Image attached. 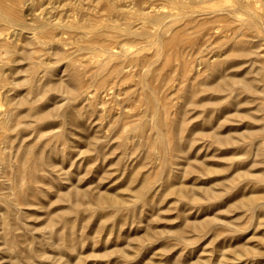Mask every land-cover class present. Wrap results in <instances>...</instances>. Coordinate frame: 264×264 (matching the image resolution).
I'll return each instance as SVG.
<instances>
[{"label": "rangeland", "instance_id": "1", "mask_svg": "<svg viewBox=\"0 0 264 264\" xmlns=\"http://www.w3.org/2000/svg\"><path fill=\"white\" fill-rule=\"evenodd\" d=\"M246 1L0 0V264H264Z\"/></svg>", "mask_w": 264, "mask_h": 264}, {"label": "bare ground", "instance_id": "2", "mask_svg": "<svg viewBox=\"0 0 264 264\" xmlns=\"http://www.w3.org/2000/svg\"><path fill=\"white\" fill-rule=\"evenodd\" d=\"M147 1V0H146ZM166 1V0H165ZM237 2H236V5L234 6V8H233V13H237V12H245V11H250L251 9H252V7H251V5L253 4V3H249V2H247L246 0H236ZM260 1H262V0H256V2H260ZM168 2V1H167ZM151 3H153V2H151ZM150 3V4H151ZM149 4V3H148ZM155 5V4H154ZM156 6V5H155ZM146 8L145 7H143L142 8V10L140 11V13L141 14H143L144 16H146L149 20H151V21H156L157 23H158V18H155L153 15H151V14H148V12H145L144 10H145ZM139 13V14H140ZM3 17L4 18H1L0 17V22H4L5 24L4 25H6V26H8V27H11L12 25H13V22H11V19L10 18H7L6 16H4L3 15ZM142 17V16H141ZM146 18V19H147ZM159 19H161V18H159ZM149 20H148V22H149ZM156 24V23H155ZM161 24V23H160ZM159 24V25H160ZM242 24H244V23H242ZM17 25H19L20 27H24V24L23 23H21V21L17 24ZM248 26H250V27H254L255 29H254V31H255V35H254V38H255V42L253 43V45H254V47L257 49H261L260 47H262V45H264V32H262L261 30H262V28H264V13H262V15L261 14H258V15H256V14H254V15H252V18H251V20H250V22H249V24H247ZM243 41V40H242ZM248 44H250L249 43V41L248 40H246V44L245 45H248ZM252 45V46H253ZM257 57L259 58V54L257 53ZM261 63V65H262V68H263V70H264V60H261L260 61ZM264 81V80H263Z\"/></svg>", "mask_w": 264, "mask_h": 264}]
</instances>
